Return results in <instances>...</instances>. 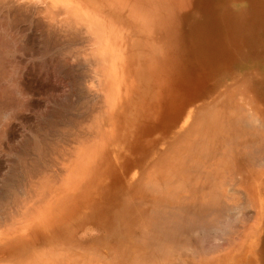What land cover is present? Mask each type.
<instances>
[{
    "label": "rangeland",
    "instance_id": "obj_1",
    "mask_svg": "<svg viewBox=\"0 0 264 264\" xmlns=\"http://www.w3.org/2000/svg\"><path fill=\"white\" fill-rule=\"evenodd\" d=\"M159 3L0 0V264H130L137 248L125 226L136 229L141 201L152 208L161 196L152 190L176 180L178 162L205 164V146L227 147L213 115L245 93L232 81L192 105L176 93L172 76L189 51ZM184 68L177 79L201 81L198 69ZM229 155L242 157L260 193L240 200L248 219L228 232L222 264H258L259 244H240L256 234L264 164L252 171L247 154ZM239 172L228 186L240 185ZM212 255L191 263L210 264Z\"/></svg>",
    "mask_w": 264,
    "mask_h": 264
},
{
    "label": "bare ground",
    "instance_id": "obj_2",
    "mask_svg": "<svg viewBox=\"0 0 264 264\" xmlns=\"http://www.w3.org/2000/svg\"><path fill=\"white\" fill-rule=\"evenodd\" d=\"M158 6L171 9L164 17L173 29H167L172 31L173 36H180L183 47L189 51L178 63L193 71L198 69L195 74L201 76V81L188 79V73L177 79L184 68L177 65L175 69L178 70L172 76L176 80L172 81L173 84L179 83L176 93L184 95V98H188V104L192 105L204 100V95L212 94L217 88L232 81L240 84L238 90L245 95L243 103L229 104L225 100L213 115L221 122L218 127L222 134H217L221 145L227 143L230 146L227 145L226 148L231 150L224 151V147L219 152L221 149L215 148L219 144L213 149L206 144L201 152L206 160L210 158V162L194 163L192 158L188 160L190 157L182 165L177 161L181 171L174 172L176 180L173 183L159 184V187L152 190L155 196L161 195L152 203V208L147 209L148 203L144 201H141V206L137 204L139 206L135 210L132 225L137 230L131 231L129 225L125 226L129 231L126 237L137 248L132 252L133 261L130 264H192L191 262L202 257L208 259L212 252L210 264H222L229 254L224 255L226 248L221 247L232 242V238L226 239L228 232L239 222L248 219L245 213L249 205L246 201L240 203V200H255L260 193V188L255 187L250 174L249 177L244 176L246 173L243 175V166L238 161L242 157L236 160L233 159L236 156L229 154L235 151L243 158L247 154L252 171L258 169V163L262 166L264 164V0H161ZM95 72L99 75L96 70ZM93 93V90L85 93V98H90L96 92ZM103 102L105 101H101ZM107 113L108 111L103 115ZM206 147L210 150H206ZM215 157L217 160L229 161L230 164L221 161L218 163ZM240 166L242 173L237 170ZM222 171H226L223 179ZM235 171L242 174L237 175L241 177L240 185L228 186V180H235ZM263 176L264 173H261V178ZM256 179H259L257 175ZM168 187H173V190L170 191ZM257 206V222L264 229V218L259 217L264 206L259 201ZM243 228L241 231L244 233ZM53 230V223L49 221L47 232ZM241 231L238 233L240 237ZM253 236L250 232L247 233L240 248L253 240ZM126 254L127 250L124 251V256H128ZM258 255V264H264V235L261 251L256 253ZM3 256L0 252V261Z\"/></svg>",
    "mask_w": 264,
    "mask_h": 264
},
{
    "label": "crops",
    "instance_id": "obj_3",
    "mask_svg": "<svg viewBox=\"0 0 264 264\" xmlns=\"http://www.w3.org/2000/svg\"><path fill=\"white\" fill-rule=\"evenodd\" d=\"M260 201H261V203L263 204V206H264V193L262 194H260V199H259ZM260 218H264V211H263V213L261 214V216H259ZM264 221V220H263ZM257 228H256V234L253 236V237H255L253 240H251V241H254V242H257V245H258V250H257V254L261 251V248H262V245H263V235L264 234H262L263 232H264V229H262V226L261 225H259V223L257 222ZM259 256V255H258Z\"/></svg>",
    "mask_w": 264,
    "mask_h": 264
}]
</instances>
